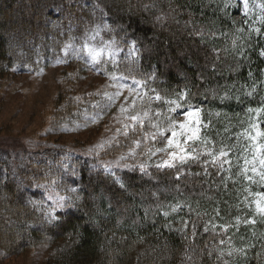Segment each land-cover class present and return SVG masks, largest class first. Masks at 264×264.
Returning <instances> with one entry per match:
<instances>
[{
  "label": "trees",
  "instance_id": "obj_1",
  "mask_svg": "<svg viewBox=\"0 0 264 264\" xmlns=\"http://www.w3.org/2000/svg\"><path fill=\"white\" fill-rule=\"evenodd\" d=\"M257 1L252 19L229 0H0V77L75 67L65 48L99 35L117 49L95 75L139 84L124 110L138 120L105 148L122 149L117 160L0 144V260L36 250L39 264H264L255 195L264 184L250 139L264 133ZM19 4L29 12L13 10ZM180 96L182 108L170 111ZM80 104L60 113L69 130L100 121L114 100ZM197 108L196 138L177 137L189 158L163 166V154L179 151L167 149L164 139L180 131L170 124Z\"/></svg>",
  "mask_w": 264,
  "mask_h": 264
},
{
  "label": "rangeland",
  "instance_id": "obj_2",
  "mask_svg": "<svg viewBox=\"0 0 264 264\" xmlns=\"http://www.w3.org/2000/svg\"><path fill=\"white\" fill-rule=\"evenodd\" d=\"M229 2L231 5L239 4L252 19L262 10L257 0H248L247 8L243 0H229ZM13 10L29 12V9L22 4L15 5ZM92 37L96 39L88 41L97 47L102 57L112 58L115 55L117 46L113 40L99 35ZM6 41L14 43V39ZM76 51L81 57L91 58L90 51L85 47L78 46ZM138 89L139 84L134 80L125 77L102 78L95 75L91 67L84 69L78 65L69 68L63 65L50 66L40 75L15 74L13 71H8L0 77V144H17L29 151H36L42 146H69L97 155L106 152V159L117 160L125 152H122V149L108 151L105 148L124 138L129 128L127 122L133 121L127 118L124 110L134 102ZM107 95L114 100V106L100 121L89 123L83 120L80 124L71 126L70 130L69 125L62 124L60 113L64 109H70L72 114L78 105H81L82 99L87 102L103 100ZM63 118L67 120V116ZM197 118L198 115L192 118L189 125ZM185 119V116L181 117V120ZM257 132L260 131L256 129L255 133ZM167 138L164 139L165 142ZM128 140L133 144L131 139ZM255 141L257 149L252 162L256 169L255 174L260 178V174L264 172V166L260 164V160H264V140L259 136ZM162 158L171 160L169 153L163 154ZM262 183L264 184V180ZM40 262L36 250L13 259L0 260V264H39Z\"/></svg>",
  "mask_w": 264,
  "mask_h": 264
},
{
  "label": "snow or ice",
  "instance_id": "obj_3",
  "mask_svg": "<svg viewBox=\"0 0 264 264\" xmlns=\"http://www.w3.org/2000/svg\"><path fill=\"white\" fill-rule=\"evenodd\" d=\"M243 4H244L245 8H247L248 0H243ZM89 54L92 55L93 59H96L100 56L101 53L97 52V51H90ZM262 55H264V53H262ZM156 99H160V97L157 96ZM183 100H185V97L180 96V97H178L177 101H169L168 102L169 104L175 105V107L171 108L170 111H175L176 109L182 108V104L180 103V101H183ZM198 113H199L198 108L195 110H187V111H184L182 113H178V114L184 115L186 117V119L183 122L175 121V122H172L170 124V127H172L173 129L178 128L180 130V131L173 130L171 132V136L167 138V146L172 147L173 145H175V147L179 150L178 152L173 151V152L169 153L171 161H175L178 159L180 163H185L186 160L189 158L187 155H181L180 154V153H185V149L181 147V141L178 140L177 137L178 136H184L185 140L183 141V143H185V144L188 141L194 140L196 138L197 129L189 127V121L192 120V118L196 117L198 115ZM131 119L135 121V120H138V117L133 116V117H131ZM193 122H196V121H193ZM161 135H163V133H161ZM261 135H264V133L257 132L256 136H252V137H250V139L255 141L257 139V137H259ZM152 138L155 139V136H153ZM221 155H225V154L221 153ZM191 158H195V157H191ZM213 162H215V160ZM260 164H261V166H264V160H260ZM163 166L172 167L174 165L169 160H166V161H164ZM252 171L253 172L256 171L255 167L252 168ZM260 178H261V180H264V172H262L260 174ZM255 195L257 197V199H256L257 211L261 214H264V192H258Z\"/></svg>",
  "mask_w": 264,
  "mask_h": 264
},
{
  "label": "bare ground",
  "instance_id": "obj_4",
  "mask_svg": "<svg viewBox=\"0 0 264 264\" xmlns=\"http://www.w3.org/2000/svg\"><path fill=\"white\" fill-rule=\"evenodd\" d=\"M78 46L79 47H85L86 50H88V51H97L98 52V50H97V47L94 46L93 43H91L88 40L76 42L72 45H69L67 48H65L64 55L69 56L70 57L69 59H71V60H75L79 64L78 66L81 68L83 67L84 69H88L90 67H93L94 64H96V62L101 60V59H103V60L109 59L107 57H102L101 55L96 59H93L92 55H90L91 56L90 59H88L86 56L81 57L80 53H78L76 51V48ZM87 60H90V61H87ZM88 62H90V64Z\"/></svg>",
  "mask_w": 264,
  "mask_h": 264
}]
</instances>
